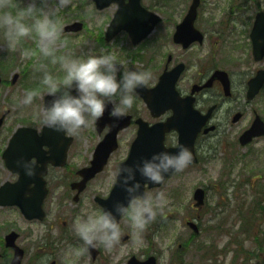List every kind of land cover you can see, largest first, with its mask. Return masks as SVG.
Segmentation results:
<instances>
[{
    "label": "flooded vegetation",
    "instance_id": "flooded-vegetation-1",
    "mask_svg": "<svg viewBox=\"0 0 264 264\" xmlns=\"http://www.w3.org/2000/svg\"><path fill=\"white\" fill-rule=\"evenodd\" d=\"M89 2L97 10L95 3ZM141 3L145 9L156 13L159 17L153 33L159 30L160 102H194L195 108L201 113L206 114L211 111L208 125L205 127L215 126V129L209 133H205L203 129L198 135L194 146L197 161L188 167L205 164L211 159L208 152L213 149L209 138L217 133L223 124L222 121L220 122V119H223L222 111L224 110L226 122L229 119L233 124L239 123L247 115L245 109L264 92L263 86L254 98H249L251 80L264 70V55L259 58L256 53L257 37L264 42V0H141ZM119 8L118 4H112L104 10H97L98 12L113 10L109 22L105 24L106 27L99 31L100 46L108 47L116 43L119 36H123L134 48H140L152 35L137 45L126 30L107 40L110 22ZM192 12L196 13L192 24L188 20L185 22ZM85 27L86 25L83 24L82 29L77 32L84 30ZM139 48L127 49L126 53L145 59ZM155 85L145 86L153 88ZM174 90L178 93V98L174 97ZM137 96L135 102H146L139 92ZM251 113L253 123L258 113L256 109ZM172 114V110L166 111L160 116V122H165ZM132 115L135 119L140 117L136 113ZM236 115L240 116L237 122L234 121ZM103 119L93 121V133L97 138L91 148L89 159L84 164L75 166L70 164L72 151L78 149L82 139L79 135L64 134L69 143L63 163H58L62 162L59 156H51L48 153L47 146L43 147L46 154L40 155V160L49 157L51 161L45 166L38 163L37 170L40 172L39 178H42L45 184L43 192L45 197L42 203L44 217L29 220L19 207H13L18 209L24 220L30 224L31 230L28 234H23L11 229L0 237V264H10L15 257L14 250L8 247L6 240L7 235L12 231L17 234L15 238L17 246L23 250L21 264H117L116 247L106 249L100 242H97L95 247H86L73 229L76 215H83L84 210L91 206L103 208L99 201L109 197L117 181V170L126 160L132 145L131 141L124 149H127V154L122 153L120 137L124 131L121 132L118 147L109 155L103 171L81 187L83 177L80 172L90 167L95 149L110 130L107 125H99ZM133 125L135 124L131 126ZM135 126L138 130V126ZM82 135L85 136V133ZM10 138L11 136L1 152L9 177L0 186L7 182L15 184L20 177L19 173L7 168L3 159V152ZM178 141L179 135L176 131L166 134V147H176ZM39 158L33 156L31 159L39 161ZM112 164L115 167L114 171L111 175L105 174ZM35 176L29 177L34 179ZM111 177L113 179H110ZM100 178L105 179L100 180ZM34 187L33 181L28 189L33 190ZM206 194L205 189L204 198ZM30 195L29 192L26 194L27 197ZM123 219L124 217L120 219L121 226ZM197 225L200 228V223ZM157 233L160 235V221ZM130 241L131 236L125 232L120 244H127ZM147 242L151 245L148 239ZM151 256L156 257L157 264H160V246L156 250H142L139 254L129 252L122 257L123 261L119 264H129L133 258L142 262Z\"/></svg>",
    "mask_w": 264,
    "mask_h": 264
},
{
    "label": "rangeland",
    "instance_id": "rangeland-1",
    "mask_svg": "<svg viewBox=\"0 0 264 264\" xmlns=\"http://www.w3.org/2000/svg\"><path fill=\"white\" fill-rule=\"evenodd\" d=\"M9 2L14 3L15 0ZM112 11L98 12L88 0H71L70 5L60 11L62 27L75 22H83L86 27L78 33H63L67 40L66 44L61 43L59 50L71 49L74 54L79 55L87 53L90 48H112L119 59L130 65L150 69L152 76L147 85H155L160 75L159 30L142 47H137L145 59L126 53L127 49L137 48L123 36H119L116 43L102 47L99 44V31L106 27ZM21 43L15 50L0 44V62L3 61L0 63V73L5 79V84L0 85V118L8 111L4 122L0 124V184L9 177L1 158L7 139L17 127L24 124L38 129L43 126L35 117L46 96L45 86L41 83L43 72L37 71L34 65L43 62L53 74H64L59 65L52 64L50 60L21 55L23 48H35L34 36L24 38ZM8 65L11 68H1ZM16 76L17 82L11 84ZM36 83L41 84L43 90L38 92L32 105H21L20 100L26 87H33ZM253 109L264 119V92L245 109L247 115L239 123L233 124L229 119L226 122L224 110L222 111V127L209 138L213 146L208 152L211 159L205 164L187 167L175 173L161 186L166 191L168 200L145 231L142 240H137L130 234L128 220L123 219L122 226L126 234L131 236V241L115 246L118 249L117 264L129 252L139 254L142 250H156L159 246L160 264H264V138L244 148L238 140L252 123ZM132 112L149 122L160 120L151 116L144 102H134L127 111L128 114ZM136 131L137 127L133 125L121 134L122 153L127 154V149H124L134 140ZM82 133L86 137L79 135L82 138L79 147L72 151L70 164L74 166L84 164L89 159L97 138L93 133V121ZM113 163L115 164L114 161ZM114 164L105 174L111 175L115 169ZM161 187L149 191L154 192ZM198 187L207 191L206 204L201 210H197L193 200L194 191ZM159 221L160 235L157 233ZM188 221L200 223L202 231L198 236L192 234L193 230L187 226ZM11 229L23 234H28L31 230L30 224L18 209L0 208V237ZM249 229L248 234L245 231Z\"/></svg>",
    "mask_w": 264,
    "mask_h": 264
},
{
    "label": "clouds",
    "instance_id": "clouds-1",
    "mask_svg": "<svg viewBox=\"0 0 264 264\" xmlns=\"http://www.w3.org/2000/svg\"><path fill=\"white\" fill-rule=\"evenodd\" d=\"M70 3L71 0H15L14 3L0 0V44L15 50L24 38L34 36L35 48L25 47L21 55L39 56L59 65L62 76L49 71L46 63L34 65L43 72L41 83L45 95H51L35 117L43 126L78 136L106 110L115 118L125 115L137 99L138 88L148 83L152 73L150 69L119 59L113 49L90 48L79 55L71 49L60 51L61 43L66 44L67 40L63 36L60 11ZM37 95L36 89H25L20 104L32 105ZM191 162L188 147L177 144L175 151L163 148L131 164H122L116 175L126 198L115 201L111 207L85 209L83 215L75 216L74 231L86 247H95L100 242L106 249H112L125 234L120 222L124 217L130 234L142 240L168 200L162 187L153 192L144 185H163L168 175L183 171ZM17 163L26 175L37 174L39 164L35 159H18ZM137 174L144 178L143 182L137 179Z\"/></svg>",
    "mask_w": 264,
    "mask_h": 264
},
{
    "label": "water",
    "instance_id": "water-1",
    "mask_svg": "<svg viewBox=\"0 0 264 264\" xmlns=\"http://www.w3.org/2000/svg\"><path fill=\"white\" fill-rule=\"evenodd\" d=\"M94 1L100 10L109 7L112 3H118L120 6L108 28L107 40H111L119 32L126 30L130 33L134 44L137 45L152 33L159 21V17L156 14L148 12L141 6V0ZM195 16L196 13L192 12L189 14L185 22L188 20V22L192 24ZM82 25V23H75L66 27L65 31H79L82 29ZM256 53L259 58L264 55V42L258 37L256 39ZM263 85L264 70L260 71L250 82L249 98H254ZM160 86L159 79L156 87L148 89L144 85L138 88L137 91L146 101L145 104L154 118H159L168 110H172L173 115L165 122H156L154 124H150L143 118H138L136 120V124L139 126L137 136L132 143L129 156L123 163H121V165L131 164L137 158L141 156H150L153 152L160 151L163 148H167L169 151H175L176 147L168 148L165 145L166 134L171 131H177L179 134V144L187 146L191 151L192 162L190 164H194L197 161L194 154L195 142L198 134L207 124L211 116V111L204 115L194 108L193 102H160ZM173 95L175 98H178V93L175 90L173 91ZM50 99L51 98H47V100ZM132 118L133 117L130 114H125L119 118L109 117V111L106 110L104 115L98 119V121L103 119V122H100L99 125H107L110 127V130L103 142L96 148L91 166L84 168L80 172L83 177L81 187H84V184L87 181L94 178L104 169L109 155L116 150L118 146L119 132L132 124ZM239 118L240 116L236 115L234 121H238ZM2 122L3 119H1L0 123ZM214 129L215 127L211 126L206 128L204 132L208 133ZM64 134L65 132L57 131L48 127H44L41 133L30 127H21L15 132L3 154V158L7 167L16 173H19L20 177L15 184L8 182L0 187V206H18L29 220L34 218L42 219L44 217L42 203L45 197L43 194L45 184L43 179L39 178L40 172H37L35 178L32 179L25 174L23 167L17 163V160H27L31 159L33 156L39 158L40 155L43 156L46 154L43 147L47 146L49 148L48 153H50L51 156H59L62 162L58 163H63V160L66 158V151L69 143ZM259 136H264V121L260 116H257L251 128L245 131L240 137V142L242 145H247L252 142L254 138ZM37 162L45 166L51 161L50 158H46L43 161L39 158V161ZM171 175H168L166 179ZM137 179H140L142 182L144 180L139 174H137ZM33 181L35 182V187L33 190H29L28 186ZM146 186L153 188L161 185L146 183L144 185L145 189ZM28 192L31 194L30 197L26 196ZM204 193L203 189H198L196 191L195 199L197 200V206L204 204ZM125 198L126 193L121 187L119 179H117L109 198L106 200H100V203L103 207H111L115 201L124 200ZM190 225L196 232H198L196 225ZM16 237V233H12L6 238L7 245L13 247L16 251L11 264H21L23 254V251L15 244ZM129 264H156V258L150 257L144 262H140L136 258H133Z\"/></svg>",
    "mask_w": 264,
    "mask_h": 264
},
{
    "label": "trees",
    "instance_id": "trees-1",
    "mask_svg": "<svg viewBox=\"0 0 264 264\" xmlns=\"http://www.w3.org/2000/svg\"><path fill=\"white\" fill-rule=\"evenodd\" d=\"M262 212H264V209H262ZM245 232L249 234L250 233V229L245 231Z\"/></svg>",
    "mask_w": 264,
    "mask_h": 264
}]
</instances>
